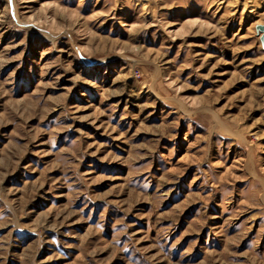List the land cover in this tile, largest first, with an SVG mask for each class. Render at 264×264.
I'll return each instance as SVG.
<instances>
[{"label":"rangeland","instance_id":"rangeland-1","mask_svg":"<svg viewBox=\"0 0 264 264\" xmlns=\"http://www.w3.org/2000/svg\"><path fill=\"white\" fill-rule=\"evenodd\" d=\"M242 1L0 0V264H264Z\"/></svg>","mask_w":264,"mask_h":264},{"label":"water","instance_id":"water-1","mask_svg":"<svg viewBox=\"0 0 264 264\" xmlns=\"http://www.w3.org/2000/svg\"><path fill=\"white\" fill-rule=\"evenodd\" d=\"M255 35L258 36L260 42V48L264 50V23L257 24L254 27Z\"/></svg>","mask_w":264,"mask_h":264},{"label":"bare ground","instance_id":"bare-ground-1","mask_svg":"<svg viewBox=\"0 0 264 264\" xmlns=\"http://www.w3.org/2000/svg\"><path fill=\"white\" fill-rule=\"evenodd\" d=\"M238 2H239V1H238ZM253 2H254V1H253ZM251 3H252L251 0H243V1H242V4L245 5V6H246L247 4H250V5H251ZM252 4H253V3H252ZM254 4H255V3H254ZM254 4H253V5H254ZM253 5H252V6H253Z\"/></svg>","mask_w":264,"mask_h":264}]
</instances>
